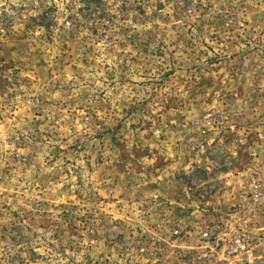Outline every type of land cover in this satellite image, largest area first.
<instances>
[{
	"label": "rangeland",
	"instance_id": "1",
	"mask_svg": "<svg viewBox=\"0 0 264 264\" xmlns=\"http://www.w3.org/2000/svg\"><path fill=\"white\" fill-rule=\"evenodd\" d=\"M0 264H264V0H0Z\"/></svg>",
	"mask_w": 264,
	"mask_h": 264
}]
</instances>
